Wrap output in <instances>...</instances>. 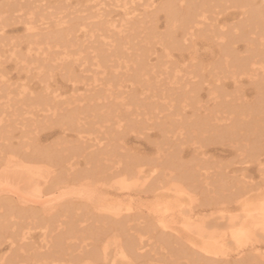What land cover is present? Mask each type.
Here are the masks:
<instances>
[{"label":"bare ground","instance_id":"1","mask_svg":"<svg viewBox=\"0 0 264 264\" xmlns=\"http://www.w3.org/2000/svg\"><path fill=\"white\" fill-rule=\"evenodd\" d=\"M0 264H264V0H0Z\"/></svg>","mask_w":264,"mask_h":264},{"label":"rangeland","instance_id":"2","mask_svg":"<svg viewBox=\"0 0 264 264\" xmlns=\"http://www.w3.org/2000/svg\"><path fill=\"white\" fill-rule=\"evenodd\" d=\"M163 22H164V19L161 17V19L158 22V25L160 26V30H163ZM22 33L23 32L19 30V31H9L8 34L11 37H17V36H20ZM196 49H197L198 58L205 60L207 58L210 48H208L206 45L198 44ZM8 74H11V76H13V72L11 69H8ZM50 133L52 134V132H49V131L47 132L46 130L42 132V135H45V134L50 135ZM56 137L57 135H54V134L52 136L47 137L45 140H43L44 145L49 144L50 142L54 141ZM127 146L128 148H135V149L139 148L138 150H140V152H144L148 154L150 153V150L152 148V145H150L147 141L142 140V139H134L132 136L129 137ZM214 158L217 160L221 159L222 163H228V162L234 161L235 156L234 154H230L229 152H224L222 150H219V151H215Z\"/></svg>","mask_w":264,"mask_h":264}]
</instances>
